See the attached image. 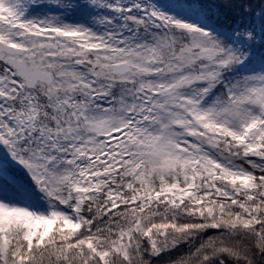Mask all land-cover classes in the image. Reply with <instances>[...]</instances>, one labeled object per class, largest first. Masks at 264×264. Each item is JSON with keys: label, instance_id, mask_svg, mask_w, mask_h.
Segmentation results:
<instances>
[{"label": "snow or ice", "instance_id": "6c2138e0", "mask_svg": "<svg viewBox=\"0 0 264 264\" xmlns=\"http://www.w3.org/2000/svg\"><path fill=\"white\" fill-rule=\"evenodd\" d=\"M0 264H264V0H0Z\"/></svg>", "mask_w": 264, "mask_h": 264}]
</instances>
